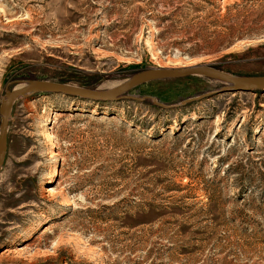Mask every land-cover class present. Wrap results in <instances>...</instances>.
Instances as JSON below:
<instances>
[{
	"label": "rangeland",
	"instance_id": "374dc122",
	"mask_svg": "<svg viewBox=\"0 0 264 264\" xmlns=\"http://www.w3.org/2000/svg\"><path fill=\"white\" fill-rule=\"evenodd\" d=\"M212 21L234 38L190 28ZM192 66L264 77V0H0V102L26 81L106 89ZM223 87L188 77L115 103L16 101L0 264H264V93ZM241 167L256 172L243 184L228 173Z\"/></svg>",
	"mask_w": 264,
	"mask_h": 264
},
{
	"label": "water",
	"instance_id": "95a60500",
	"mask_svg": "<svg viewBox=\"0 0 264 264\" xmlns=\"http://www.w3.org/2000/svg\"><path fill=\"white\" fill-rule=\"evenodd\" d=\"M188 77H201L225 85L221 90L230 92L264 93V77H236L210 66H192L187 68L168 69L155 68L136 73L124 82L106 89H90L70 84L49 82L44 80L26 81L14 89L6 91L0 102V172L7 151V134L13 105L16 101L39 94H57L71 98L88 100L95 103H115L125 98L124 95L135 88L157 81L178 80ZM201 97L188 99L181 104L186 105ZM142 101V100H140ZM154 104L163 108L161 104Z\"/></svg>",
	"mask_w": 264,
	"mask_h": 264
},
{
	"label": "trees",
	"instance_id": "16d2710c",
	"mask_svg": "<svg viewBox=\"0 0 264 264\" xmlns=\"http://www.w3.org/2000/svg\"><path fill=\"white\" fill-rule=\"evenodd\" d=\"M190 28H196V30L199 32V35H201L203 33H209L210 35L222 36L223 37L222 41L221 42L219 41L221 44H224L225 40L230 41L232 38H234L233 35L235 32V29L233 27L225 26L223 23H220L219 21H212L209 23L196 25L194 27L192 26ZM218 29H221V32H217ZM260 30H262V29H260ZM260 30L252 28V29H249L248 34H258V33H260ZM209 44H211V43L208 41H204V46H208ZM253 93L258 94L260 92L255 91ZM246 168L247 167H241V168L236 169V170L229 169L228 173L230 175H236L238 178L237 180L243 184V182L245 180H250V178L256 174L254 169L247 170ZM257 176H258L260 181L264 180V173L263 172H258ZM239 190L241 191V189H239ZM241 195L238 196V199L241 198Z\"/></svg>",
	"mask_w": 264,
	"mask_h": 264
},
{
	"label": "bare ground",
	"instance_id": "6f19581e",
	"mask_svg": "<svg viewBox=\"0 0 264 264\" xmlns=\"http://www.w3.org/2000/svg\"><path fill=\"white\" fill-rule=\"evenodd\" d=\"M48 122H49V121H48ZM48 130H50V128H48ZM47 137H48V138L51 137V134H50L49 131H47ZM48 189H49V190H47V193H48V194H49V193H52V192L55 191V189H54L53 187H49Z\"/></svg>",
	"mask_w": 264,
	"mask_h": 264
}]
</instances>
